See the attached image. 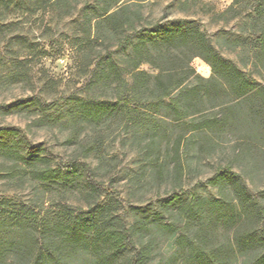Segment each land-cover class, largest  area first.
<instances>
[{
    "label": "trees",
    "instance_id": "obj_1",
    "mask_svg": "<svg viewBox=\"0 0 264 264\" xmlns=\"http://www.w3.org/2000/svg\"><path fill=\"white\" fill-rule=\"evenodd\" d=\"M102 1L96 27L116 36L126 57L119 63L108 56L93 70L90 85L111 89L115 99L74 98L69 108L73 124L87 121L101 127L109 118H124L137 140L149 135L148 148L188 147L204 138L214 142V133L230 127L247 130L237 137L239 148L264 141V84L223 55L205 30L185 19L152 24L129 0ZM244 1L254 3L248 17L258 28L250 34V43L259 66H264V0H234L230 9ZM196 56L211 66L210 76L193 67ZM144 63L156 71L142 68ZM15 67L13 78L24 80L23 65ZM34 100L43 115H49L42 98ZM22 132L0 125V155L5 160L0 178L29 181L38 196L28 201L0 199V264H264V202L231 167L207 181L217 185L229 180L234 200H188L179 191L185 165L175 159L174 187L166 206L177 208V219L164 222L156 213L152 220L149 216L130 224L119 214L116 201L101 202L103 188L90 162L27 157ZM99 143L98 138L92 142L94 149ZM74 193L85 197L87 207L70 202ZM147 221L174 238L171 253L155 252L156 237L142 232Z\"/></svg>",
    "mask_w": 264,
    "mask_h": 264
},
{
    "label": "rangeland",
    "instance_id": "obj_2",
    "mask_svg": "<svg viewBox=\"0 0 264 264\" xmlns=\"http://www.w3.org/2000/svg\"><path fill=\"white\" fill-rule=\"evenodd\" d=\"M129 1L149 23L168 25L169 21L185 19L198 25L223 55L264 84V66H259L250 43V34L258 28L248 17L254 3L244 1L230 9L234 0ZM102 6V0H61L59 4L54 0H0V125L23 130L22 152L27 157L42 154L55 161L78 157L90 162L103 188L101 202L116 201L119 214L130 224L149 216L152 220L156 213L164 222L177 219V208L166 205L178 158L185 165L181 197L190 200L202 196L226 203L234 200L229 180L217 185L207 181L218 170L231 167L241 174L249 192L264 202V141L253 148H239L237 137L247 134L245 127L218 131L213 134L214 142L204 138L188 147L148 148L149 135L137 140L124 118H109L101 127L87 121L72 123L69 108L74 98L115 99L111 89L90 85L93 70L108 56L119 63L126 57L117 37L100 33L96 27L95 15ZM17 64L27 72L24 80L12 76ZM192 65L203 76L211 75V66L200 56L193 58ZM141 67L156 71L148 63ZM37 97L46 103L49 115L44 116L34 104ZM39 117L41 121H34ZM97 133L100 137H95ZM96 138L101 143L94 149ZM4 161L0 155V163ZM36 196L29 181L0 178V199L28 201ZM70 202L87 207L79 193L72 194ZM147 226L142 232L159 242L155 252L171 253L174 238ZM224 232L221 229L222 236Z\"/></svg>",
    "mask_w": 264,
    "mask_h": 264
}]
</instances>
